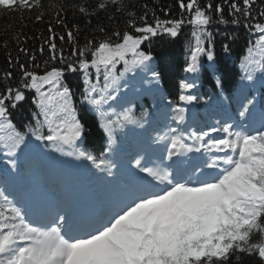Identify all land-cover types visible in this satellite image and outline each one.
I'll return each mask as SVG.
<instances>
[{"label": "snow or ice", "instance_id": "obj_1", "mask_svg": "<svg viewBox=\"0 0 264 264\" xmlns=\"http://www.w3.org/2000/svg\"><path fill=\"white\" fill-rule=\"evenodd\" d=\"M109 2L116 5L117 11L124 10L120 0ZM254 5L257 0H205L203 4L201 0H178L181 18L157 17L152 25L146 21V11L139 17L141 26H137L135 13L129 11L127 25L136 34L114 31L99 40L87 39L80 46L74 32L68 30L67 41L72 49L67 57L63 48H58L57 34L49 26L50 35L45 41L49 55L44 61V73L30 71L27 64L19 63L18 57L15 61L22 75V87L35 89L37 94L38 111L31 114L34 124L26 125L27 132L17 129L6 103L13 101L10 106L14 108L15 102L24 99L20 87L5 86L0 91V146L9 158L7 164L16 171L18 154L28 146L26 141L34 138L39 144L65 155H76L99 172L113 176L116 165L103 153L96 156L83 150L64 152L66 146L75 149L85 132L72 102L71 89L63 82L65 73L82 72L83 100L99 113L100 127L111 146L117 129L128 124L143 127L146 113L136 116L131 108L121 113L105 112L103 105L117 98L120 81L127 73L148 66L152 56L141 50V45L150 37L164 33L174 38L185 23L191 25L194 44L189 46L184 71L195 73L200 69L201 56L206 55L209 61L214 59L208 26L239 24V17H244L248 21L246 27L258 34L243 64L246 78L252 80L255 72H264V3ZM225 6L230 20L225 17ZM39 7L40 0H0V12L23 13ZM106 7L105 2L97 5L101 10ZM79 11L94 14L86 6H79ZM254 12L259 18L253 16ZM184 13L188 14L187 19ZM41 19L42 14H38L36 20ZM57 23L63 24L59 16ZM58 38L65 41L63 34ZM19 50L34 67H39L34 53ZM228 50L224 45V51ZM39 52L44 54V45ZM50 61L53 66L49 69ZM57 61L61 66L55 65ZM121 63L123 71L118 73L117 65ZM8 64L14 65L10 54ZM91 69L95 70V82ZM12 76L11 71L4 73L5 80ZM192 87L191 83L181 82L179 101L191 104L197 99L185 94ZM251 105V99L241 104V118L247 116ZM173 111V119L179 124L184 120L185 109L176 106ZM218 132L224 134L222 138H211L210 133ZM157 140L167 142L163 159L145 163L143 157L136 158L132 167L140 174L138 187L124 201L98 215L80 234H72L70 220L61 213L47 223L29 221L25 209L0 191V264H232L233 258L235 264H241L242 254L257 256L264 264V129L248 132L223 123L208 131L193 130L186 136L179 127H170ZM201 150L211 153L204 167L215 173L208 179H193L203 172L199 166L187 173L163 162ZM253 236L258 239L253 240Z\"/></svg>", "mask_w": 264, "mask_h": 264}, {"label": "trees", "instance_id": "obj_2", "mask_svg": "<svg viewBox=\"0 0 264 264\" xmlns=\"http://www.w3.org/2000/svg\"><path fill=\"white\" fill-rule=\"evenodd\" d=\"M42 7L32 8L30 11L26 10L23 13L18 11H4L0 12V91H3L5 86H12L13 88L20 87L24 94V99L20 103H16V107L10 105L13 101H7L9 108L14 112L12 117H16L19 114L17 109L22 110L20 117L22 118L25 112L31 106V100L29 99L28 89L23 88L21 84L22 75L19 70L18 64L15 63L16 58H19V63H25L28 65L30 71H35L38 75H42L45 71L44 61L48 59L46 39L49 37V26H51L54 32L57 34L55 40L58 48L62 47L64 55L67 57L71 53L72 44L67 41V31L72 30L76 36V41L80 46H83L87 39L99 40L105 35H111L114 31L125 30L132 32L134 29L127 25L129 16L127 12L132 11L135 13L137 26H141L142 22L139 17L143 16L147 11L146 21L148 24H155V18L161 20L165 19H179L181 18V10L178 7V0H120V3L124 6L123 11H117L116 5H113L109 0H40ZM100 2L107 3V7L103 10L98 9L97 5ZM221 0H213V3H219ZM242 2V0H239ZM205 3V0H201V4ZM264 0H257L258 7ZM79 6H86L89 9L91 15L82 14L79 11ZM147 6V8H145ZM155 11V17L153 16ZM167 12V15L165 14ZM42 14L40 21L36 20V16ZM215 17V14H213ZM57 16L63 21V24L57 23ZM253 16L259 18L257 12L253 13ZM225 17L229 20L231 17L228 15L227 6H225ZM184 18H188V14L184 13ZM239 24L228 23L229 26L226 29L228 34L234 36L236 46L243 45L245 42L244 33L249 29L246 27L248 21L244 17H239ZM254 22V21H253ZM65 25L67 27H65ZM103 28L104 31H100ZM78 29V30H77ZM65 35V41L61 42L58 38L59 35ZM191 34V30L189 31ZM19 36V40L16 37ZM115 39V37H113ZM182 39V32L179 33V39L174 42H166L163 44V48L155 55L159 67V75L163 81L168 94L173 92L170 105L173 107L180 103L177 98L180 95L181 89L175 87V78L177 77L178 68L180 66V44ZM5 44L7 45L5 47ZM44 45L45 52L40 54L39 48ZM20 48L29 50V52L36 55L35 64L39 65L38 68L34 67L28 56H25L23 52H20ZM154 49L152 45L148 44L147 50L143 48V51L150 52ZM13 58L14 65L9 66L8 55ZM90 59V57H89ZM56 66H61L59 62H55ZM53 66V62H49L48 68ZM154 67L138 68L134 72L127 73L120 81V87L118 89V95L115 100L108 101L103 105V111H112V102H116L118 99L126 101L130 106L140 108L139 103L142 101L143 96L146 95V91L151 87L149 83L153 78ZM11 71L13 73L12 79L5 80L4 73ZM123 71V64L117 65V72ZM92 80L95 82V70L91 69ZM234 74V65H225L221 70L218 63H214L212 71V79L219 81V86L223 88V91H229L228 81ZM63 82L71 89L72 102L75 105L77 111L81 108V115L83 116V124L85 126V132L82 137L84 146L98 145L102 139V134L99 133L97 125L94 124L93 119L99 116V113L95 110L93 119L90 117L92 108H89L87 103L83 100L84 82L82 72L69 73L66 72L63 77ZM101 82L102 77H101ZM211 83V82H210ZM212 84V83H211ZM35 92V89H31ZM46 90V89H45ZM155 94L158 92L153 90ZM32 93V91H31ZM152 100H156L158 96L152 95ZM86 105V106H85ZM85 106V107H83ZM95 109V108H94ZM153 110H161L159 106L152 108ZM264 109V108H263ZM80 121H81V117ZM140 116V115H138ZM258 239V236H253V240ZM232 264H235L233 258ZM241 264H260V260L257 256H249L242 254Z\"/></svg>", "mask_w": 264, "mask_h": 264}, {"label": "rangeland", "instance_id": "obj_3", "mask_svg": "<svg viewBox=\"0 0 264 264\" xmlns=\"http://www.w3.org/2000/svg\"><path fill=\"white\" fill-rule=\"evenodd\" d=\"M69 151H71V150H64V152H69ZM66 158H67V160H70L69 163L73 162L75 165L78 164L77 162H75V161L73 160L72 157H71V159H70V155H66Z\"/></svg>", "mask_w": 264, "mask_h": 264}]
</instances>
